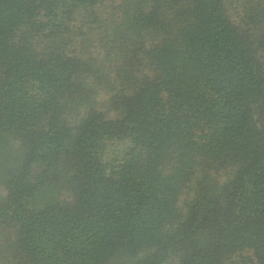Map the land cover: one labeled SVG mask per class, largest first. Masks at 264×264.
Returning a JSON list of instances; mask_svg holds the SVG:
<instances>
[{
	"label": "trees",
	"instance_id": "16d2710c",
	"mask_svg": "<svg viewBox=\"0 0 264 264\" xmlns=\"http://www.w3.org/2000/svg\"><path fill=\"white\" fill-rule=\"evenodd\" d=\"M0 264H264V0H0Z\"/></svg>",
	"mask_w": 264,
	"mask_h": 264
},
{
	"label": "rangeland",
	"instance_id": "374dc122",
	"mask_svg": "<svg viewBox=\"0 0 264 264\" xmlns=\"http://www.w3.org/2000/svg\"><path fill=\"white\" fill-rule=\"evenodd\" d=\"M118 147H120V146H118Z\"/></svg>",
	"mask_w": 264,
	"mask_h": 264
}]
</instances>
